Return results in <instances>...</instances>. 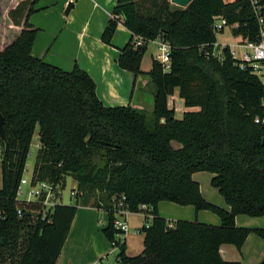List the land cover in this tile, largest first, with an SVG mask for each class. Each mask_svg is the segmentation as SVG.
Returning a JSON list of instances; mask_svg holds the SVG:
<instances>
[{
    "label": "trees",
    "instance_id": "16d2710c",
    "mask_svg": "<svg viewBox=\"0 0 264 264\" xmlns=\"http://www.w3.org/2000/svg\"><path fill=\"white\" fill-rule=\"evenodd\" d=\"M37 1L9 11L12 19L24 18L23 29L0 50V264H55L81 206L106 213L102 234L112 241L119 197L130 213L150 220L140 228L142 252L127 256L123 242L120 264H241L224 261L219 248L240 250L250 234L264 239V229L235 224L237 215L264 216V84L228 47L220 57L213 51L224 27L234 37L256 39L250 0H192L185 8L161 0L152 14L137 9L139 0H116L100 40L109 46L122 18L131 38L120 50V69L144 74L148 42L160 38L170 46L168 69L152 58L145 73L154 89L149 125L143 110L104 106L94 81L77 65L64 71L31 54L38 29L28 19L38 11ZM260 5L264 9V1ZM216 20L225 21L220 32ZM135 37L146 44L135 48ZM176 90L186 109L180 119L168 105ZM35 134L32 182L56 185L70 177L77 184L75 205L55 206L50 222L38 215L40 205L16 198ZM197 171L211 174L210 185L228 209L203 198L192 178ZM164 201L212 212L220 224L167 221L157 211Z\"/></svg>",
    "mask_w": 264,
    "mask_h": 264
},
{
    "label": "crops",
    "instance_id": "0c3cea01",
    "mask_svg": "<svg viewBox=\"0 0 264 264\" xmlns=\"http://www.w3.org/2000/svg\"><path fill=\"white\" fill-rule=\"evenodd\" d=\"M23 1L25 0H0V50L13 42L23 29L24 18L21 20V18L12 19L9 17V11L15 9L18 3ZM159 1L160 0H154V3L157 4ZM223 1L225 3H231L234 0ZM71 2L72 7L68 15H65V9L68 3ZM147 2L148 0L137 1V9H149ZM139 3H141L143 7H139ZM169 3L172 6H176L172 4L170 0ZM36 4L34 5V9L38 11L35 12V14H31L28 19L32 27L39 29L31 51L34 57L40 58L44 62L64 71H71L73 67L77 65L92 78L96 86V95L106 107L129 105L139 110L152 108V90L148 91L147 96L140 94L137 98H133L131 94L137 82L142 83L146 78L147 83H142L141 85L142 87H147L149 85L150 81L147 79L148 77L145 73L149 71L150 67L147 71L141 70L140 67V71L144 74L134 76L131 72L120 69L117 65L120 50L131 38V33L121 23L122 18H119L121 21L118 23L115 31L116 33H114L113 37L115 38L117 35L119 36V34H124L126 40L123 39L122 46L120 48L115 45L108 46L103 44L100 40V34H102L108 19L111 17V11L116 4V0H38ZM40 4L42 7L39 6ZM85 4L87 8L91 7V9L85 10L89 11L90 15L94 18L93 24H91L92 21H82L81 18H79L80 10L83 9H76L77 13L72 14V11L75 10V6L80 8ZM234 38V43L222 47L220 44H217L218 41L216 36L214 50L219 49V52H221L225 47H228L230 53L241 56L242 49L239 47V44L243 43L245 40L241 37ZM81 48L85 50L84 56ZM150 56L151 59H156L155 54H151ZM143 89L144 88H142V90ZM168 105L173 107L175 118L177 113H180L181 118L183 112L186 111L183 107V101L178 97L177 90L174 92L173 96L168 99ZM189 110H197V108ZM196 176L197 175L192 176L194 181L198 178ZM196 182L198 183V181ZM1 185L0 171V188ZM198 185H200L201 195L205 199H210L203 194L201 184L198 183ZM208 190L212 196V191L210 189ZM214 199L216 202L213 203H216L218 207L228 209V206L222 199L217 197ZM161 204L166 203H159L157 207L158 214L167 221L196 220L206 224H220L218 217L216 219L204 211L195 212L191 206H178L170 203L168 207L166 205L162 206ZM163 208H170L171 211H174V215L179 218H173L174 216L172 215L164 214ZM100 213H102V215H100ZM138 214L141 213H132V215ZM101 219H104L105 224L103 227H105L107 225V215L105 212L89 206L78 207L70 225L67 238L55 264H92L96 260L107 255L110 252V243L102 234L103 227L100 231L97 229V223H99ZM235 224L238 227L264 229V216L253 218L236 216ZM131 227L135 228V230H139L140 225L136 224ZM129 229L131 230L130 226ZM90 242L93 243L94 246L92 248L83 249V245ZM124 243L126 248L125 254L130 256L127 253L126 241H124ZM219 252L224 261L239 262L241 264H259L264 259V239L259 238L255 234H250L240 250L233 245L223 244L220 246Z\"/></svg>",
    "mask_w": 264,
    "mask_h": 264
},
{
    "label": "built area",
    "instance_id": "2783aa9c",
    "mask_svg": "<svg viewBox=\"0 0 264 264\" xmlns=\"http://www.w3.org/2000/svg\"><path fill=\"white\" fill-rule=\"evenodd\" d=\"M264 0H250L253 7L254 13L258 22V34L255 40H245L243 43L239 44L242 49L241 56L237 57L235 53H231L234 59L240 61V67L248 66L251 68L252 73L261 79L264 84V9L260 5ZM225 25L224 20H216L214 23V30L220 32L221 28ZM152 42L158 51L156 59L168 69L169 64V51L170 46L168 43L163 42L160 38H157ZM146 44V40L141 37H135L133 41V46L135 48L141 47ZM219 54H214L213 56L220 57ZM264 106V100H263ZM173 108V107H172ZM256 123L259 122L258 119L255 120ZM264 123V120H262ZM38 147V145H37ZM61 184H52L43 181L32 182V177L25 178L24 176L20 179L16 198L20 202H25L27 204H38L40 205V210L38 215L41 216L42 220H47L50 222L49 216L51 215L55 206L61 204ZM70 195L75 197L76 191L71 190ZM142 209H146L145 206H141ZM33 211V210H32ZM18 217H22V209L18 208L16 211ZM130 214L128 207L124 204V198H117V203L115 205L113 228L116 231L112 241H110V252L96 260L92 264H120V259L118 257L119 246L125 241L127 234L130 229L127 223V217ZM140 233V229L136 230ZM115 252L116 255L113 256L114 262H108L107 258L110 254Z\"/></svg>",
    "mask_w": 264,
    "mask_h": 264
},
{
    "label": "rangeland",
    "instance_id": "374dc122",
    "mask_svg": "<svg viewBox=\"0 0 264 264\" xmlns=\"http://www.w3.org/2000/svg\"><path fill=\"white\" fill-rule=\"evenodd\" d=\"M72 2H74V1H72ZM161 3H162L161 0L159 2H157V4L154 3V0H148L147 5H148L149 9H139V10L141 12H143V13H148V14L151 13L152 14L154 11L158 10V8L161 5ZM39 6L42 7L41 4ZM39 6H37V7H39ZM140 6H142L141 3H139V7ZM173 7H176V6H173ZM74 9L75 10L72 11V14L73 13H77L76 9H83V10H80L79 18H81L82 21H87V20H89L90 22L92 21L91 24H93L94 18L90 15L89 11L85 10V9H91V7L87 8V5L85 4V5L81 6L80 8H77L75 6ZM98 9H100V8H98ZM34 14H35V12H34ZM38 32H39V29H38ZM114 33H116V32H114ZM100 36H101V34H100ZM216 36H217V41H218L217 44H220L222 47H224L225 45H229V44H232V43L235 42V38L232 36L231 30H230L229 27H224L223 32L222 33H218ZM113 37H114V35H113ZM113 37L111 39V42H110L109 46L115 45V46L120 48L122 46L123 39L126 40V36H124V34H119V36L117 35L115 38H113ZM125 42H127V41H125ZM81 50L83 51L82 54L84 56V53H85L84 48H81ZM218 52H219V49L218 50L215 49L213 51L214 54H217ZM151 54H155L156 56L158 55V51L156 49V46L152 42H150L148 44L147 49H146V51H145V53H144V55L142 57L141 65H140L141 70L147 71L149 69L150 60H151V56L150 55ZM235 55L237 56V54H235ZM237 57H239V56H237ZM146 81L147 80L145 78L142 83L143 84L147 83ZM139 83L140 82H137L134 90L131 93L133 95V98H137L140 94H143L144 96H147L148 91H150V90L153 91L154 90L153 86H152V84L150 82H149V85L147 87H142V85H141L142 83H140V84ZM142 88H144V89L142 90ZM152 106H153V103H152ZM151 111H152V108L151 109H147V110H143L144 114L146 115L148 125L152 121ZM176 118L180 119V113L176 114ZM37 144H38L37 136L35 134L33 139H32V142H31L30 151H29L27 162H26L25 171H24V174H23V176L25 178L31 177L32 169H33V165H34V161H35V155H36V151H37ZM194 175H197L196 177H198L196 181H198V183L201 184V190L203 191V194L206 197L210 198V199L206 198L207 199L206 200L203 197L207 202H209L211 204H214L213 202H216L215 199H214L215 197L220 198V199H222V201H224L223 198L217 192V190L210 185V177H211L210 173H208L207 171H197V172H194L192 174V176H194ZM76 187H77V184L73 181L72 178H70V177H65L64 179L62 178V182H61V188L62 189H61V192H60L61 193V204L62 205H68V206L69 205H75V198L70 195V192H71L72 189H76ZM207 188L212 191V193H213L212 196L208 192L209 190ZM163 203H166V204H161L162 206L166 205V206L169 207L170 202L164 201ZM158 206H159V204H158ZM215 206H217V204ZM204 212L209 214V215H211V216H213V217H215L217 219V216L215 214H213L212 212H209V211H204ZM163 213L164 214H168V215H172V216H174L173 218H179V217H176L174 215V211H171L170 208H163ZM100 215H102V213H100ZM237 216L253 218V217H249V216H246V215H237ZM127 221H128V224H129V226L131 228V230L129 231V233L127 234L126 239H125V241L127 243V253L130 256L131 255L135 256V255L139 254L141 252V250H143V232L140 231V233H137L135 228H132L131 226L139 224L140 225L139 229H140L144 224H149L150 220H148V222L146 223L144 221L143 214L132 215V213H131L128 216ZM104 224H105L104 219H101V221L99 223H97V229L100 231V229L103 227ZM93 246L94 245L91 242L90 243H86L85 245H83V249H87L89 247L92 248ZM114 255H116L115 252L113 254H110L108 256V258H107V261L108 262H114V259H113Z\"/></svg>",
    "mask_w": 264,
    "mask_h": 264
},
{
    "label": "water",
    "instance_id": "95a60500",
    "mask_svg": "<svg viewBox=\"0 0 264 264\" xmlns=\"http://www.w3.org/2000/svg\"><path fill=\"white\" fill-rule=\"evenodd\" d=\"M192 0H170V2L178 7L185 8L187 7ZM72 7V3H68L66 9H65V15H68L70 9ZM3 123L4 120L2 116L0 115V142L2 144L5 143V135H4V130H3Z\"/></svg>",
    "mask_w": 264,
    "mask_h": 264
}]
</instances>
